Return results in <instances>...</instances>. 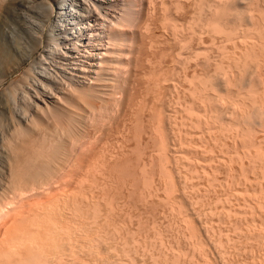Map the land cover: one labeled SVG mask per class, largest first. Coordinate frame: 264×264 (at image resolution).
Wrapping results in <instances>:
<instances>
[{
  "label": "rangeland",
  "instance_id": "rangeland-1",
  "mask_svg": "<svg viewBox=\"0 0 264 264\" xmlns=\"http://www.w3.org/2000/svg\"><path fill=\"white\" fill-rule=\"evenodd\" d=\"M259 1L260 3L258 0H150V3L149 0H144V7L146 9V19L144 22L146 23V27L143 31H145L148 38V40H146L147 46H145L147 48H142V57L144 56L145 58L143 57V59H141L142 62L137 66L135 64L136 60H134L137 50H135L136 46L134 47L131 62L135 63L133 64L134 66L131 65L128 71L129 75L127 74L128 86L127 92L122 94V100H124V103L122 102L123 105L121 107L118 106L119 108H117L119 111L115 109V113H112V115L110 112H107L106 105L105 108L103 106L104 110H100L99 106L101 105L96 103L98 106H96L94 110L98 112H92L93 114L91 115L93 116L95 113H100L99 116H103V112L104 114L109 113V116H107V114L104 116H107L106 118H108V120L103 118V120H106L105 122L102 120V117L98 120L99 122L89 119L91 108L89 111L88 106H85V112L84 110L82 111L84 112L82 113L83 122L89 119L91 123L86 120L88 125L87 123L85 124L86 121L83 123L85 127L87 126L86 128L83 127L84 125L82 124V128L86 129V131H82L84 134L87 133L85 134L86 138L82 136L84 135L82 133L80 138H83H81L80 145H78L80 151L77 150L75 154L73 153L74 157L70 164L73 165L72 163H74V160L80 153V156H78L80 163H85V165L81 163V166L83 165L82 168L85 169L84 171L89 169L86 172L89 175L84 173L87 176L84 175L85 177L79 179L78 177L60 178V180L57 178L55 180L57 186L54 184L56 187L53 185L52 191H47V193L44 192L45 194L43 193V189L41 190L39 188V181L41 179L36 178L39 180L36 181L38 182V188L36 187L37 190H34L35 187L32 189L35 191L34 193L31 190L32 197L35 201L38 197H34V195L38 194L41 190L42 192L40 193L49 195H46L49 201H52L49 197L54 195L52 198L55 199L57 196L60 199L62 197V201L63 199L66 201L67 198L70 197L69 200L71 199L72 202H77V205L79 202L80 208L82 207L81 209L86 210L89 208L88 211H90L92 207H99L98 209L100 211L102 210L101 214L103 215V218L101 217L102 219L98 221L101 225L95 224L93 227H95L94 229L98 232V235L102 237V241L107 242L106 239H109L111 243L108 244H112L113 239L116 237L115 241L118 247H115L118 248L117 251L120 257L122 251L125 250L122 244H126L125 247L128 248H126L127 252L125 251V253L122 254V258H120L122 262L118 261V263L115 264H264V131L261 129V124L259 126L258 122L262 119L259 117L261 114L255 110L261 106L264 98L263 94H261L262 98L257 94V97L259 96L258 99H260V101L263 99V101L257 102V108L253 104V106L248 105L246 107V104H251L252 102L248 103V92L246 90V98L244 95L242 97L241 94H245V92L241 90L242 88H239L240 85L243 87L242 84L244 83V85H249L250 80L252 82V79L255 80L259 74H263L262 76L264 77V58L260 60L262 62H260V68L263 72L259 71L261 69L257 71V68L252 70V67L249 68L241 59V57H243L242 55H244L249 48L252 49L249 44H253L254 42L256 44L258 43L255 41L258 40L256 39L258 36L257 34H264V0ZM51 2L55 4V0H51ZM9 5L7 0H1L0 14H3L2 16H7L8 18L6 17V21L12 24L13 28L16 27L14 30L11 29L10 43L14 42L12 44L15 46L23 47L25 45L23 36L25 35L19 30L20 24L22 23L19 20L20 18H16V14L13 9H11L12 6L9 7ZM59 5L60 4H58V6ZM91 6L93 7V5ZM91 6L90 8H92ZM251 6L256 7V9ZM8 7L10 9H8ZM105 7L107 6H102V8ZM119 7L125 9L123 3ZM236 8L237 10H234ZM95 9L97 8L95 7ZM254 10L256 13H259H257L259 16L255 15L256 13ZM250 11L255 14L253 15L252 13L253 16H247L250 14ZM245 13L247 14L245 15ZM236 15L243 20L241 18L239 19ZM211 16H213V18ZM209 17H211V19ZM214 17L215 20L212 23L211 21ZM217 17L220 19L219 21L216 19ZM251 17H254L253 23L257 24L259 22V25L251 26L250 23H247L248 20L250 22L249 18ZM234 18L237 21L233 20ZM258 18L262 19L259 21ZM207 20L209 21L206 22ZM216 20L219 23L222 21L221 24H223V27L220 25V28H224L228 31H224L226 34L221 33L223 36L220 34L225 40L218 35L220 32L213 31L214 22L218 24ZM206 23H209L210 26L213 25V27H211L213 29H208L210 26H207ZM14 24H18V26ZM203 24L206 28H204ZM236 24H242L241 26L243 27L238 26L241 27V29H237ZM245 24L248 25L244 26ZM248 26H251L252 30L253 27H258L254 28L256 29L254 33ZM139 28L140 26L137 28L138 31L140 30ZM261 28L263 32L260 30ZM235 29H237V31L239 30V34ZM249 29L251 31H249ZM8 31H10V29ZM138 31L135 33L137 39L141 37L139 33H142ZM227 34L232 37H229ZM249 39L254 40L252 41ZM46 40L47 33L42 39L44 44L41 46L40 51L36 53L34 57L36 59H33L34 61L37 60L44 51ZM229 41L231 42L229 43ZM243 42H245V44ZM14 45H11L12 50H15ZM245 49H247V51ZM228 54H231V56ZM6 56L8 55L4 56V63L10 60V57L7 58ZM232 59L234 60L233 62L231 61ZM146 60H148L147 63H145ZM237 60L242 61L239 62ZM34 61H30L17 71V73H14L3 83L0 90H2V88L8 89V87H11L10 84H12L14 80L21 79L25 72L31 68V64ZM236 62H239L238 66H235L237 65ZM225 63H231L232 67L235 66L234 69L238 73L242 70V72H240L241 74L239 73L238 75V78H240L241 75V80L239 79L240 83H238L239 80H237L235 84L233 79V86L229 85L225 87L226 84H224V80H222L223 77L221 73L223 70H221V68L226 69L228 66H231ZM242 64H244L245 67ZM142 65L143 67H141ZM216 69H218V71ZM254 71L258 74H255ZM243 72L250 75H245ZM210 74L211 77H209ZM251 74L252 78L250 79ZM244 76L248 79H244ZM210 78L211 80H209ZM206 80L208 82L215 80V82H212L213 84H211V82L208 84ZM242 81L244 83H241ZM246 81L249 83L246 84ZM204 82L205 84L207 82V89L206 86L202 84ZM24 83L26 84V82H21L19 88H22L25 85ZM237 83L240 85L238 86ZM210 86L211 88L209 89ZM217 86L220 89L225 87L227 91L223 88L221 90V95L220 90L215 89ZM237 86L238 89L236 88ZM19 88L15 87L16 90ZM263 88L264 85L260 87L261 91L259 88L256 90H258V93H261ZM233 90H235V95ZM214 91L217 93L219 91V93L215 94ZM130 94L132 95L130 96ZM223 95H225V97H222ZM229 95L231 97H229ZM232 95L234 98H232ZM128 97L131 100L130 102L127 100ZM230 99L235 101L239 100V102H243L242 99H244L246 104L244 103L242 108L246 109V111L245 109L243 110L247 112L244 114L247 118L249 117L248 115L254 114L257 111L258 115L256 113L255 115H251L254 116V118H256L255 116L259 118V120L255 119L258 123V126H255L258 129H256L257 133H250L251 138L254 135L257 138L253 137V141H257L255 144H253L249 135H245V133L249 134L247 129H244V131H246L244 132L242 128H238V130L242 132L241 133L235 129V127L233 128L236 121L233 120L235 118H241L243 110H240V112L242 111L240 113L233 103H231ZM222 100L226 101L222 102ZM229 103H231L232 106L231 104L229 105ZM262 106L264 107V105ZM253 107H255V109H253ZM231 108L236 109L234 111V109ZM189 109H193L194 111L189 113ZM229 109L233 110V113ZM235 113H237L235 118L230 120V118L232 119L231 115ZM85 115L89 116L84 118L86 117ZM226 115L230 116L228 117ZM112 116L114 120L111 119ZM124 116L126 117L125 119ZM110 119L113 121L111 122ZM157 119L159 121L161 120V122ZM100 122L106 125L104 124L103 127L102 124H99ZM231 122L233 125L230 124ZM92 126L93 128L99 127V130L97 128L92 129ZM101 126L103 131L100 129ZM104 128L106 129L104 130ZM234 129L237 131L235 132ZM87 131L92 132L88 133ZM98 131H100V133ZM104 131L105 133L109 131V134L106 133L108 136L104 135ZM90 135L92 137L95 135V138H90ZM100 135L104 136V138ZM90 139L91 144L88 142ZM244 139H246V142ZM249 139L253 146L249 143ZM82 140H84V142ZM92 140H95V143H93ZM89 145L92 146L89 147ZM89 148L91 150H89ZM162 149L163 155L161 153ZM92 150L95 152H92ZM88 151L90 152L88 153ZM86 152L87 154H85ZM167 155H169L168 159ZM85 156L88 158L86 159ZM163 158H165L164 161L162 160ZM90 160L92 162H90ZM2 162L0 163L1 183L6 181V177L8 176V170L5 168L6 163ZM98 165H100L99 167L101 168H99ZM104 165L106 167H104ZM91 166L96 168H91ZM159 168L161 170L160 172ZM164 168L165 170H163ZM155 170L156 172L154 173L153 171ZM152 173L153 176L156 174L155 177H151ZM167 173L168 175H166ZM130 175H132L133 178ZM44 179L46 178L42 180ZM71 180L74 183L70 182ZM62 183L66 184L63 185ZM37 185L35 184V186ZM66 186H69V188ZM79 186L82 187L80 188ZM56 188L58 190H56ZM58 191H62L63 193L60 192L62 195ZM73 192H77L75 193L76 195L73 194ZM79 192L82 193L80 196ZM86 194L88 195L86 196ZM29 195L31 194L29 193ZM90 195L95 197L92 198ZM75 196H77V198L79 196L80 199L78 198L79 200H76ZM103 196L106 198H103ZM44 197L40 198H42L44 202L45 199L48 202L47 197ZM83 197L85 199H83ZM40 198H38V200H40ZM95 198H97L98 201ZM88 199L91 200L89 201ZM102 199L105 203H103ZM69 200H67V202ZM107 201H110V203ZM39 202L42 203L41 200ZM69 203L71 202L69 201ZM83 203L85 205L87 204L86 206L89 207L85 205L84 207L82 205ZM106 203L109 204L106 205ZM109 206L112 209H110ZM101 207L103 209H101ZM113 208L117 211L114 212L116 214L112 213L114 211ZM86 210L85 212H87ZM107 212L110 215H108ZM106 215L111 217L109 221ZM114 215H116L117 218L114 219ZM112 219H114L115 222H113ZM108 227L110 228L108 229ZM111 227L113 228L111 229ZM114 229L115 233L117 232L116 234L114 233ZM101 230L103 234H101ZM104 231H106L107 235H105ZM119 235H122L121 238ZM118 239L121 242H117ZM116 243L113 244L116 245ZM105 244L107 243H104V245Z\"/></svg>",
  "mask_w": 264,
  "mask_h": 264
},
{
  "label": "bare ground",
  "instance_id": "bare-ground-1",
  "mask_svg": "<svg viewBox=\"0 0 264 264\" xmlns=\"http://www.w3.org/2000/svg\"><path fill=\"white\" fill-rule=\"evenodd\" d=\"M7 1L10 4L9 7L12 6L11 9H13L14 13L16 14V16H17L16 18L17 19L20 18L19 20L21 21L22 24H20L21 26H20L19 30L21 32H23L25 35V36H23L24 40H25V42H24L25 45L23 47H21V46H17V45L15 46L14 44H12L14 42L10 43L9 40H10V35H11V29L14 30V28L16 29V27L13 28L12 24H9L6 21V19L8 18L7 16H2L3 14H0V87L3 86V83L7 79H9L14 73H17V71H19L24 65L28 64L30 61H34L33 59H36L34 57H35L36 53L38 51H40L41 46L44 44V41H42V39L46 35V33H47V40L45 41L46 46L44 48V51L40 54L41 56H39V58L37 60L32 62L31 68L25 72L24 76L22 78L20 77L21 79H19V80L18 79L14 80L12 82V84H10L11 87H8V89L2 88V90H0V115H1V117H0V160L1 161H0V163L2 161L5 162L6 163V165L4 163L5 168H7V170H8V176L6 177L7 178L6 181L3 180L4 182H2V183L0 181V264H115V263H118V261L122 262V259L120 260V258H122V254L125 253V251H126V248H127V247H125L126 244L125 245L122 244V246H124L125 250H123L124 252L122 251V254L120 257V254L117 251L118 248H116V247H118L117 243L115 241L116 237L113 239L111 236V238L113 239L112 244H108L111 242L109 241V239H106V238L105 239L107 240V242H103L102 237L98 235V232H96V230L94 229L95 227H93V225L95 226V224L101 225V223H99L98 221H100V219L103 218L102 217L103 215L101 214L102 210L100 211L98 209L99 207L98 208H96V206L94 208L92 207L91 208L92 210L90 209V211H88L89 208H88V210L81 209L82 207L80 208L79 202L77 205V202H72L71 199L69 200L70 197H68L67 200H69L71 203H69V201L67 202V200L65 201L64 199H63V201H64L63 202L62 197L60 198L61 200L57 196L54 199V198H52V196H54V195L49 197V199H52V201H49L48 200L49 195L46 194V195H48V196H46L44 194L47 193V191L48 192L52 191L51 189L53 188V185L55 184V182H56L55 180L57 178H58V180H60V178H75V177H78V179H79L81 177H85L84 175H86L87 174L86 172L89 170L88 169L87 171H84L85 169L82 168L83 167V165L81 166L82 162L80 163V160L78 158V156H80V153L77 156V158L75 156L76 159L74 160V163H72L73 165L70 164L72 162V158L74 157L75 152L77 150H79L78 145H80V140H81V138H83V137L80 138L81 134L83 133L82 131H86L85 128L87 126L85 127V125L83 123L87 119L83 122V118H82L83 117L82 113L85 112V109H84L85 106L86 107L88 106L89 111L91 108V112L89 114L90 117H88L89 115H85L86 117H84V118L88 117L89 119H93L92 121H98L99 119H101V117H102V120H103V118L105 119L107 116H109L108 115L109 113H106L107 114L106 117H104L106 114H104L103 111H101V112H103V114H102L103 116H101V115L99 116L100 113L99 114L97 113L98 115L95 113L92 116L91 115V114H93L92 112L97 111V110H94V108L96 106H98V105H96V103H99L101 105V106H99L100 110L103 109V106L105 108V105H106L107 112H110L111 114L115 113V109L117 110L119 108L118 106L121 107L123 105L122 102L124 100H122L123 99L122 94L124 92H127L126 91L127 86H128L127 85V83H128L127 76L129 75L128 71H129L131 65H133L135 63V62L134 63L131 62V59L133 58L132 56L134 53L133 52L134 47L136 46L135 50H137L136 55L134 56L135 57L134 60H136L135 64L137 66L140 62H142L141 59H143V57H144V56L142 57V48L143 47H144V49L147 48L145 46H147L146 40H148V38H147L145 31H143L146 27V23L144 22L146 19V16H145V10L146 9L144 7V0H55V4H52L51 0H7ZM239 1H241V0H239ZM149 2H150V0H149ZM258 2L260 3L259 0H258ZM122 3H123V7L125 9H122V7H119ZM58 4H60V5L58 6ZM253 4H254V2H253ZM6 5H8V4H6ZM91 5H93V7ZM103 5H106L107 7L102 8ZM257 5H254V6H257ZM90 6L92 8H90ZM94 6L97 9H95ZM254 6H251V7H254ZM9 7H8V9H10ZM93 8L95 9V11ZM248 8H249V6H248ZM254 8L256 9V7H254ZM103 9H105V10H103ZM241 9H243V8H241ZM260 9H261V6H260ZM223 10H224V8H223ZM234 10H237V8ZM225 11H226V9H225ZM257 11H259V10H257ZM11 12H12V10H11ZM254 12H255V10H254ZM254 12H252L253 15L256 13V12L255 13ZM252 13L250 11V14L247 16H251ZM257 13L255 15H257ZM7 14H9V13H7ZM7 14H5V15H7ZM146 14H147V12H146ZM218 14H220V13H218ZM221 14L224 15L223 13H221ZM246 14L247 13H245V15ZM241 15H242V13H241ZM245 15H243V16H245ZM217 16H219V15H217ZM247 16H245V17H247ZM257 16H259V15H257ZM9 17H10V15H9ZM211 17L213 18V16H211ZM211 17H209V18L211 19ZM215 17L211 21L212 23L215 20ZM234 17H235V15H234ZM237 17H239V16H237ZM254 17L249 18L250 22H249V20L248 21L246 20L247 23L251 24V26L257 25L259 23L258 20L260 21L262 19V18L261 19L258 18V20H257L258 23L255 24V23H253ZM240 18L241 17H239V19ZM263 18H264V16H263ZM216 19H218V17ZM222 19H224V18H222ZM256 19H257V17H256ZM219 20L220 19H218V21ZM233 20H235V18ZM208 21L209 20H207L206 22H208ZM235 21H237V20H235ZM15 22H16V20H15ZM225 22H223V23H225ZM209 23L208 24L206 23L207 26H210ZM221 23H222V21H221ZM221 23L218 22V24H217L214 22V27H213V25H211L208 29L213 27L214 29L213 28H211V29H213L214 32H220L219 34L217 33L219 36L221 33L226 34V32H228V31L224 28H220V25L221 26L223 25ZM18 24H19V22H18ZM18 24L17 25L14 24V25L18 26ZM204 24H203V26H204ZM231 24H232V22H231ZM230 25H229V28H230ZM236 25H237L236 26L237 29H241V27H243V26H241L242 24H239V25L236 24ZM247 25L248 24H245L244 26H247ZM139 26H140L139 31H141L142 33H139V35L141 34L140 35L141 37L140 38L138 37V39H137L135 33H136V31H138L137 28ZM238 26H241V27H238ZM251 26H248V27H250V29H251ZM248 27H247V29H248ZM255 27H258V26H255ZM255 27H253V30L251 29L254 33H255L254 30H256V29H254ZM259 27H261V26H259ZM204 28H206V27L204 26ZM219 28L222 29L223 31L220 30ZM9 29H10V31H8ZM237 29H235V30L237 31ZM250 29H249V31H251ZM244 30H242V31H244ZM260 30L263 32L262 28ZM224 31H226V32H224ZM243 33H245V32H243ZM223 34H221V35L223 36ZM232 34H233V32H232ZM234 34H236V33H234ZM238 34H239V32H238ZM257 35L258 36L256 39H258V40H255V41L258 43L256 44L255 42L254 43L252 42L253 44H249V45H251L252 49L249 48L248 51H247V49H245L247 52H245L244 55H242L243 57H241V56L240 57L243 60L244 64H247V66H249V68L252 67V70L257 68V71H258V69H261L260 64L262 62L260 60H262L264 58V34L260 33ZM222 36H220V37L222 38ZM233 36H235V35H233ZM242 36H243V34H242ZM246 36H247V34H246ZM244 39L247 40L246 38H244ZM254 39H249V40L253 41ZM214 40H215V38H214ZM223 40H225V38ZM240 40L242 42L241 38H240ZM231 41H229V43ZM243 43L245 44V42H243ZM247 44H248V41H247ZM11 45L15 46L14 47L15 50H12ZM245 47H247V46H245ZM15 53H16V55H15ZM234 54H233V56H234ZM5 55H8V56H6L7 58L10 57L9 58L10 60L7 59V60H9V62L4 63V56ZM228 55L231 56V54H228ZM228 59H227V61H228ZM148 60H146L145 63H147ZM239 60H237V61H239ZM231 61L233 62L234 60L232 59ZM241 61H239V62H241ZM231 63H229V64L225 63L226 65H231V66H228L227 68L225 67L226 69L221 68V70H223L221 73V75L223 77L222 80H224V84H226L225 87H227L229 85L233 86L232 85L233 79L235 81V84H236L237 80H239V79L241 80V75H240V78H238V75L240 72H242V70H240V72L238 73L234 69L235 66H238V63L236 62L237 65H235L234 67H232ZM244 64H242V65L245 67ZM141 67H143V65ZM141 67H139V68H141ZM239 68H241V67H239ZM263 68H264V66H263ZM216 70L218 71V69H216ZM259 71L261 72L262 69ZM254 72H255V74L257 73L256 71H254ZM243 73L245 75L247 74L245 72H243ZM248 73H250V72H248ZM252 74H251L250 79L252 78ZM221 75H220V77H221ZM262 75L259 74V76H257V78H255V80L252 79L253 84H252L251 80H250V83L247 82L248 78L244 76V79L247 78L246 84L249 83V85H244L245 83L242 81L241 83H244V84H242L243 87H241V85L238 84V83H240V80L238 81L237 85L238 86L240 85L239 88L240 89L242 88L241 90L242 91L244 90V92H245V90L248 92V93L245 92V94H241V93L240 94L242 95V97L244 95V97L246 98V93H247L248 94L247 95L248 103L252 102L251 104H246L244 99H242L243 100V102L241 101L242 103L239 102V100L235 101V100L230 99L231 103H233V105L239 110V112H240V110L245 109V108H242V105L244 103L246 104V107L248 105L250 106L253 104L257 108V105H258L257 102L259 103V102L263 101V99H261V101H260V99H258L259 96L257 97V94H259L260 97L262 96L261 94H263V98H264V92H263L264 88H263L261 93L260 92L258 93V90H256L259 88V90L261 91L262 88L260 89V87H262L264 85V79H262L264 77ZM213 76H215V75H213ZM253 76H255V75H253ZM209 77H211V74ZM209 80H211V78ZM242 80H243V78H242ZM21 82H26V84L24 83L25 85L24 86L22 85L23 87L19 88V85H21ZM207 82H206V84H205V82L202 83L203 86L204 85L206 86ZM210 82H208V84H210ZM212 82H215V80H213ZM212 82H211V84H213ZM224 84H223V86H224ZM252 85H254V86L257 85L258 87L257 86L254 87ZM238 86L236 87L237 89H238ZM15 87L19 88L18 90H20V91L16 90ZM207 87L208 86H206V89H207ZM225 87H222V89L223 88L225 89ZM210 88H211V86L209 87V89ZM215 89L220 90V94L222 95V93H221L222 89H220L218 86ZM234 91L235 90H233V92ZM131 92H132V90H131ZM216 93L217 92H215V94ZM218 93H219V91H218ZM131 95L132 94H130V96ZM230 95H229V97H231ZM234 95H235V92H234ZM222 97H225V95H223ZM232 98H234L233 95H232ZM214 99H215V97H214ZM127 100L129 102L131 101L129 97ZM225 101L222 100V102H225ZM231 103H229V105ZM263 103H264V101L262 102L261 106L264 105ZM194 105H192V106H194ZM220 105H221V102H220ZM228 106H225V107H228ZM231 106H232V104H231ZM261 106L257 109H255V107H253V109L260 112L261 116H259V117L262 118L260 121H262V120L263 121L262 122L258 121V122H259V126L261 124V129L264 131V107L263 106L261 107ZM243 107H245V106H243ZM231 109H234V108H231ZM231 109H229V110L233 113V110H231ZM235 109H234V111H235ZM83 110H84V112H82ZM92 110H94V111H92ZM118 111H119V109H118ZM190 111H189V113H192V111H194V110L191 109ZM245 111H246V109H245ZM251 111H252V109H251ZM257 111L255 112L256 114H257ZM246 113L247 112H244V110H243V115L241 118H235V115L237 113L231 115L232 119L230 118V120H233L235 118L233 121H235V120L236 121L234 124L235 126L232 124L233 121L230 124H232L233 128L235 127V129H237V130H238V128H242L243 131H244V129L245 130L247 129L249 131V134L245 133V135L250 136L251 132L257 133V131H256L257 127H255V126L256 125L258 126V123L255 121V119L259 120V118L257 116H255L256 118H254V116H251V115H255L254 112H253L254 114L248 115L249 117L247 118L246 116H244V114H246ZM248 114H249V112H248ZM226 116H228V115H226ZM243 116L246 118H244ZM250 116H251V118L253 117L254 119L253 118L251 119ZM239 117H240V115H239ZM59 118H60V120H59ZM125 118L126 117L124 116V119ZM227 118H226V120H227ZM89 119L87 121H89ZM106 119L108 120V118H106ZM111 119L114 120L113 116ZM113 120H111V122ZM228 120H229V118H228ZM87 121L85 122V124L87 123ZM103 121L105 122L106 120H103ZM159 122H161V120ZM99 124H102L104 127L105 123L100 122ZM158 124H160V123H158ZM87 125H88V123H87ZM109 125H110V123H109ZM82 126L85 128H82ZM93 126H92V129L97 128V127L93 128ZM161 126H163V125H161ZM114 127H115V125H114ZM158 127H159V125H158ZM158 127H156V128H158ZM153 128H155V127H153ZM100 129L102 130V126ZM105 129L106 128H104V130ZM235 129H234V131H235ZM242 129H240V130H242ZM87 130H88V128H87ZM91 132H88V133H91ZM98 132L100 133V131H98ZM108 132L109 131H107L106 133H108ZM239 132H241V131H239ZM244 132H246V131H244ZM104 133H105V131H104ZM106 133L104 135H106ZM85 134H87V133H85ZM85 134L82 135V136H84V138H86ZM237 134H240V133H237ZM94 136L93 137L91 136L90 138L94 139L95 138ZM100 136L102 138H104V136H102V135H100ZM106 136H108V135H106ZM241 137H242V134H241ZM253 137L256 138L255 135ZM253 137L251 138V136H250V138L252 139L251 141L253 142V144H255L257 141H253ZM243 138H245V137H243ZM160 139H161V137H160ZM236 139H238V138H236ZM246 139L248 140L247 137H246ZM246 139H244L245 142H246ZM82 141L84 142V140H82ZM82 141H81V144H82ZM90 141H91V139L88 141L89 144H91ZM92 141H93V143H95L94 142L95 140H92ZM96 141H97V139H96ZM249 141H250V139H249ZM251 141L249 142L250 144H252ZM263 141H264V138H263ZM162 142H163V140H162ZM246 144H248V143H246ZM253 144L251 146H253ZM85 145H84V147H85ZM90 146H92V145H89V147ZM84 147H83V149H84ZM164 147H165V144H164ZM162 148H163V146H162ZM80 149H82V148H80ZM235 149H236V146H235ZM89 150H91V149L89 148ZM93 151L94 150H92V152ZM162 151H163V149L161 150V153H162ZM89 152L90 151H88V153ZM85 154H87V152ZM76 155H77V153H76ZM82 155H81V157H82ZM162 155H163V153H162ZM110 156H112V155H110ZM167 156L166 157L168 159L169 155H167ZM87 158L88 157H86V159ZM86 159H85V161H86ZM164 159L165 158H163L162 160L164 161ZM91 160H90V162H92ZM95 160H96V158H95ZM81 161H82V158H81ZM93 161H94V159H93ZM96 162H98V161H96ZM82 164L85 165V163H82ZM99 166L100 165H98V167ZM104 167H106V166L104 165ZM104 167H102V168H104ZM159 167H161V166H159ZM0 168H1V166H0ZM91 168H96V167L91 166ZM99 168H101V167H99ZM114 168H116V167H114ZM2 169H4V168H2ZM98 169H95V170H98ZM121 170H122V168H121ZM163 170H165V168ZM167 170H168V168H167ZM160 171L161 170L159 168V172ZM153 172L155 173L156 170ZM84 173H86V174H84ZM105 173H107V172H105ZM116 173H118V172H116ZM143 173H144V171H143ZM125 174H127V173H125ZM87 175H89V174H87ZM94 175H95V173H94ZM101 175H103V174H101ZM155 175L153 176V173H152L151 177H155ZM166 175H168V173ZM130 176H132V175H130ZM146 176H148V175H146ZM36 178H39L41 180L43 178H46V179L39 181ZM91 178H92V176H91ZM128 178H129V176H128ZM132 178H133V176H132ZM72 180L70 182H72ZM36 181L40 182L39 188L41 190L43 189V193L44 192L45 193L44 194L40 193V192H42L40 190V192L38 194H36L37 192L35 193L36 195H34V197L36 196L38 198H40V197L43 198L45 196L44 198L47 197L48 202L46 201V199L44 202V200H42V198H40V200L42 201V203H41V202H39L40 200H38V198H36L38 201L37 200L35 201V199L32 197L33 196L31 193L33 191L32 189L35 187L34 190H37V188H38V185H37L38 182H36ZM73 181H75V180H73ZM34 183L37 186H35ZM66 183H67V181H66ZM66 183H62V184L65 185ZM72 183H74V182H72ZM55 185L57 186V184H55ZM66 187L69 188V186H66ZM56 190H58V189L56 188ZM66 191H68V190H66ZM34 192L35 191H33V193ZM58 192L60 193L62 191H58ZM29 193L31 195H29ZM75 193H77V192H75ZM75 193L73 192V194H75ZM81 194L82 193L79 192V196ZM87 195L88 194H86V196ZM79 196H78V198H79ZM93 197H95V196H93ZM71 198H72V196H71ZM75 198H76V200L78 199L77 196H75ZM103 198H106V197L103 196ZM83 199H85V198L83 197ZM95 199L97 200V198H95ZM88 200L90 201L91 199H88ZM74 201H75V199H74ZM102 201H103V199H102ZM107 202L110 203V201H107ZM61 203H64V204H61ZM97 203H94V204H97ZM103 203H105V202L103 201ZM109 203H106V205ZM111 204H112V202H111ZM82 205L84 206L85 204L83 203ZM97 205H99V204H97ZM100 205H101V202H100ZM90 206H91V204H90ZM86 207H89V206H86ZM102 207H101V209H103ZM109 208H110V206H109ZM110 209H112V208H110ZM85 210L87 212H85ZM113 210H114V208H113ZM115 211L116 210H114L112 213H114ZM114 214H116V213H114ZM108 215H110V214L108 213ZM114 216H115V217H113L114 219L117 218L116 215H114ZM106 217H108V216L106 215ZM109 219H111L110 216L107 218V220L109 221ZM114 219H112L113 222H115ZM110 222H112V221H110ZM128 223H129V221H128ZM97 227H98V225H97ZM109 228L110 227H108V229ZM112 228L113 227H111V229ZM108 229H106V230H108ZM117 229H120V228H117ZM127 231H128V229H127ZM101 232H102V230H101ZM104 232H105V235H107L106 231H104ZM114 233H115V229H114ZM114 233H113V235H114ZM101 234H103V232ZM121 236L119 235L120 238H121ZM106 240H104V241H106ZM118 241H120V240L118 239L117 242ZM104 243H107V244L104 245ZM113 243H116V245ZM128 252H129V250H128ZM127 255H123V256H127ZM124 258H123V260H124Z\"/></svg>",
  "mask_w": 264,
  "mask_h": 264
}]
</instances>
